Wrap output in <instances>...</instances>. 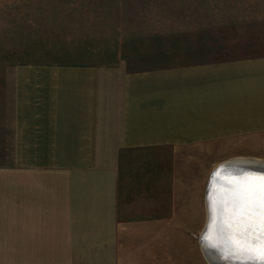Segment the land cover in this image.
Returning a JSON list of instances; mask_svg holds the SVG:
<instances>
[{"label": "crops", "instance_id": "crops-1", "mask_svg": "<svg viewBox=\"0 0 264 264\" xmlns=\"http://www.w3.org/2000/svg\"><path fill=\"white\" fill-rule=\"evenodd\" d=\"M85 2L59 53L0 65V264L158 263L160 231L203 226L214 160L264 146V53L194 29L166 62L141 12Z\"/></svg>", "mask_w": 264, "mask_h": 264}, {"label": "rangeland", "instance_id": "rangeland-1", "mask_svg": "<svg viewBox=\"0 0 264 264\" xmlns=\"http://www.w3.org/2000/svg\"><path fill=\"white\" fill-rule=\"evenodd\" d=\"M85 1L90 0H0V65L22 61L30 56H27L29 49L34 54L45 53L44 57L59 53L60 48L53 50V44L59 45L62 39V16L77 20L80 16L94 15L91 10L85 12ZM95 1H126L122 9L141 12L148 20V31H163L166 36L174 37L180 45L179 52L165 56L166 62L189 61V42L185 36L189 37L194 29L210 28L211 32L225 33V38L219 41L221 50L213 52L218 57L264 53V0ZM72 25L76 31L78 24ZM149 41L160 44V39ZM239 157L264 159V146L255 153H223L221 159L214 160L213 167L223 159ZM7 158H11V153L0 151V160ZM194 210L197 219L199 208ZM198 233L199 230L160 231V259L151 264H207L199 247Z\"/></svg>", "mask_w": 264, "mask_h": 264}, {"label": "snow or ice", "instance_id": "snow-or-ice-1", "mask_svg": "<svg viewBox=\"0 0 264 264\" xmlns=\"http://www.w3.org/2000/svg\"><path fill=\"white\" fill-rule=\"evenodd\" d=\"M226 170L230 172L227 162L210 176L209 223L202 239L210 241L215 226L217 240L209 246L220 251V259L264 264V172L242 170L225 179Z\"/></svg>", "mask_w": 264, "mask_h": 264}, {"label": "water", "instance_id": "water-1", "mask_svg": "<svg viewBox=\"0 0 264 264\" xmlns=\"http://www.w3.org/2000/svg\"><path fill=\"white\" fill-rule=\"evenodd\" d=\"M260 160H264V159H259L256 162L253 160H250V161L242 160L240 162H236L237 160L235 159L226 158L218 162L211 169L208 179H207L206 188H205V220H204L203 226L201 227L197 235V240L199 242L201 253L203 257L205 258L207 264H233L231 260L224 261L220 259L219 258L221 255L220 251L216 248H212L209 246L211 241L217 240V232H216L215 226L213 227V231L209 234L211 237V240L206 242L202 239V237L205 235L206 227L209 223V211H208L207 197L209 195V181H210L211 174L213 173L214 170H216L221 164H224L225 162H227L228 169H230V172L226 170L224 173H222V176L225 179H227L229 175L237 174L241 172L242 170H254L256 172H264V161H260ZM222 219H223L222 217H217V220H222Z\"/></svg>", "mask_w": 264, "mask_h": 264}, {"label": "bare ground", "instance_id": "bare-ground-1", "mask_svg": "<svg viewBox=\"0 0 264 264\" xmlns=\"http://www.w3.org/2000/svg\"><path fill=\"white\" fill-rule=\"evenodd\" d=\"M235 160H237L236 162H240V161H242V160H253V161H258V159H255V158H244V157H239V158H236ZM260 161H262V160H260ZM207 204H208V201H207Z\"/></svg>", "mask_w": 264, "mask_h": 264}]
</instances>
